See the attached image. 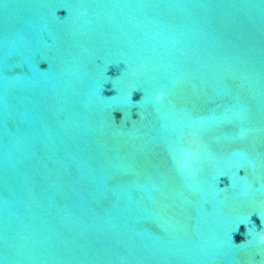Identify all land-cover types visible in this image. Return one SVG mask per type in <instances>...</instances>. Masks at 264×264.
I'll return each instance as SVG.
<instances>
[{
  "label": "water",
  "instance_id": "95a60500",
  "mask_svg": "<svg viewBox=\"0 0 264 264\" xmlns=\"http://www.w3.org/2000/svg\"><path fill=\"white\" fill-rule=\"evenodd\" d=\"M262 186L264 0H0V264H264Z\"/></svg>",
  "mask_w": 264,
  "mask_h": 264
},
{
  "label": "clouds",
  "instance_id": "9594fccd",
  "mask_svg": "<svg viewBox=\"0 0 264 264\" xmlns=\"http://www.w3.org/2000/svg\"><path fill=\"white\" fill-rule=\"evenodd\" d=\"M87 12H88V9H87V8H82V9H81V13H82V14L86 15ZM67 15H68V14H67ZM136 73H137V70H136V69H133V70H132V74L135 75ZM136 90H137V89H135L134 86H133L132 88H130V90H129V92H128V96L130 97V99H131L133 93H134ZM165 95H166V93H165L163 90H159V91H157L156 94H155V99H156L157 101H162V100L165 98ZM131 100H132V99H131ZM138 103H139V101L137 102V104H138ZM145 115H146V113H145L144 111L139 110V119H140V120H143V119L145 118ZM241 169L244 170L243 165H241L240 168L238 169L237 175H239L238 173H239V171H240ZM221 176H224V175H221ZM221 176H220V177H221ZM239 176H240L241 180L244 181L245 187L251 186V185L253 184V181L248 177V175H247L246 173H245V175H242V176L239 175ZM229 179H230V181H231V177H229ZM231 183H232V181H231ZM218 187H219V186H218ZM228 187H231V184H230ZM228 187H224V188L219 187V188H220L221 191H226ZM261 190H264V186H262V188H257V191H261ZM259 216H260V214H259ZM249 219H250V217H249ZM261 221L264 222V217H261ZM245 225H246V224H245ZM238 226H239V225H238ZM238 226H237V228H238ZM250 234H251V232H250V229L248 228V235H250ZM255 237H256V240H257L258 244H260V245H264V230L256 231V233H255ZM244 243H247V241L244 242ZM244 243H241V244H235V245H236L237 247H240V246H241L242 244H244Z\"/></svg>",
  "mask_w": 264,
  "mask_h": 264
}]
</instances>
